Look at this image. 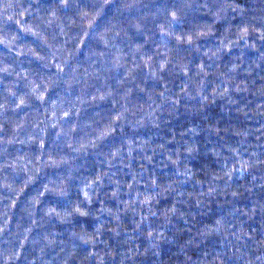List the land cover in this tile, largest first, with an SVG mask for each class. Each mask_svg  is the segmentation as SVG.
I'll return each mask as SVG.
<instances>
[{
  "label": "clouds",
  "instance_id": "clouds-1",
  "mask_svg": "<svg viewBox=\"0 0 264 264\" xmlns=\"http://www.w3.org/2000/svg\"><path fill=\"white\" fill-rule=\"evenodd\" d=\"M0 264H264V0H0Z\"/></svg>",
  "mask_w": 264,
  "mask_h": 264
}]
</instances>
